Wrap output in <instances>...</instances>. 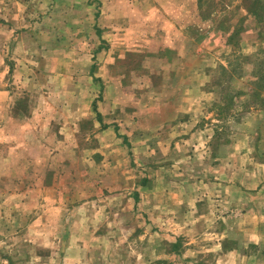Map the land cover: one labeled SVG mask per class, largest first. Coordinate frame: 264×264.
<instances>
[{
    "label": "rangeland",
    "instance_id": "rangeland-1",
    "mask_svg": "<svg viewBox=\"0 0 264 264\" xmlns=\"http://www.w3.org/2000/svg\"><path fill=\"white\" fill-rule=\"evenodd\" d=\"M154 1L0 0V264H221L264 232V0L180 4L175 64Z\"/></svg>",
    "mask_w": 264,
    "mask_h": 264
},
{
    "label": "crops",
    "instance_id": "crops-1",
    "mask_svg": "<svg viewBox=\"0 0 264 264\" xmlns=\"http://www.w3.org/2000/svg\"><path fill=\"white\" fill-rule=\"evenodd\" d=\"M167 5L165 4L164 0H161V4L157 3H152L156 8L152 9L149 11V19L151 18L150 16H155L158 17V21L161 22L162 27H160L158 30H154V28L151 26V24L148 26L149 31L148 34L150 36H152V34L157 33V38L156 39H160L162 41L159 42V50H170L175 52L176 54V60L173 59L172 62L173 64H175L176 62L178 63V61L180 60L179 58H177L178 56L181 55V50L184 51L182 48V44H181V39H182V35H181V31L178 30L176 28V21L178 20L176 16H179L178 14H176V12H179V8L182 9L181 7H179V5H185V3H196V1L198 0H166ZM152 2H155L154 0H152ZM163 6V10L162 12H160V14H156V11L159 10L158 7H162ZM167 6V8H166ZM166 9V10H165ZM168 9L171 10L172 13H168ZM165 10V11H164ZM191 10L186 11L187 16L191 14L190 12ZM185 12V11H184ZM194 13V12H193ZM196 14V13H195ZM193 14V15H195ZM155 42H157V40H155ZM164 43V44H163ZM6 93L1 92L0 91V118H4V115L11 113L13 111V103H12V99L10 98L9 100V104L7 105V103L5 102L7 95L10 94V92L7 93V95L5 96ZM12 97H14V93H11ZM5 102V103H4ZM178 112H182L181 109H178ZM2 121V120H1ZM1 125V122H0ZM5 127V126H4ZM4 127L2 128L0 126V128H2V130H4ZM174 128H172L173 130ZM1 130V131H2ZM14 130V128H13ZM178 192V191H177ZM174 192V193H177ZM173 193V194H174ZM225 208V207H224ZM218 220V221H217ZM216 221L220 224L221 227V232L220 234H215V240H219L222 243V246L224 245L225 241H230L229 236H227V231L225 230V228L223 226H227L228 225V220L229 219H217ZM261 222L259 219L254 218L253 220H247V219H242L240 218L238 220V226L243 225L246 222L247 226H259V223L257 222ZM260 227V226H259ZM237 233H239L238 239H239V244H241L243 242V240L247 241V242H251L248 243V245H239L237 243V246L232 247L231 249H227V250H223L222 247H220V251L216 250L217 252H219V256L222 257V261L221 264H225L226 261H231V259L234 257L237 258V260H242V262H239L238 264H264V260L263 257L260 253V255L254 254V252H250L249 250H255L258 251L259 249L264 248V245L261 244L259 245V249L257 247H255L256 245H258L259 243H264V232H261L260 230H258L257 228L251 227V228H242V230H238ZM235 236V235H232ZM236 238V240H238ZM242 239V240H241ZM232 241L237 242L236 240L231 239Z\"/></svg>",
    "mask_w": 264,
    "mask_h": 264
},
{
    "label": "trees",
    "instance_id": "trees-1",
    "mask_svg": "<svg viewBox=\"0 0 264 264\" xmlns=\"http://www.w3.org/2000/svg\"><path fill=\"white\" fill-rule=\"evenodd\" d=\"M260 82H263L264 81V76H260ZM264 93V91H262ZM261 92V93H262ZM261 93H256L255 94V98H256V101L260 104L261 107H264V99L261 97Z\"/></svg>",
    "mask_w": 264,
    "mask_h": 264
}]
</instances>
